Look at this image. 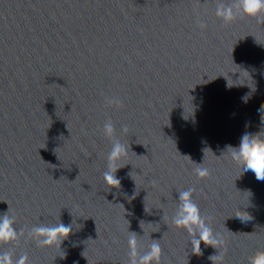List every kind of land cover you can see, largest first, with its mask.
<instances>
[{
	"label": "water",
	"instance_id": "water-1",
	"mask_svg": "<svg viewBox=\"0 0 264 264\" xmlns=\"http://www.w3.org/2000/svg\"><path fill=\"white\" fill-rule=\"evenodd\" d=\"M221 3L233 6L230 22L215 14ZM262 104L264 6L246 15L238 0H0V213L23 233L0 252L130 264L132 232L140 254L159 239L161 264H249L264 251V181L223 146L245 123L264 134ZM108 119L130 145L110 190ZM202 162L205 180L194 173ZM189 187L223 235L201 237L195 254L171 223ZM60 221L73 228L63 259L29 236Z\"/></svg>",
	"mask_w": 264,
	"mask_h": 264
},
{
	"label": "clouds",
	"instance_id": "clouds-1",
	"mask_svg": "<svg viewBox=\"0 0 264 264\" xmlns=\"http://www.w3.org/2000/svg\"><path fill=\"white\" fill-rule=\"evenodd\" d=\"M259 6H264V0H238V7L242 9L243 13L246 15H252ZM215 14L225 23L230 22L235 16L233 6L223 3L218 4ZM201 27H204V25L202 24ZM227 86L231 87L228 85V82ZM245 95V93L241 94V100L245 98ZM106 102L115 105H120L121 103L118 97H108L106 98ZM262 107H264V104L259 106L257 111L260 112ZM122 128L125 132L127 131L126 126H122ZM262 128H264V120H261V129ZM103 134L112 141L111 149L107 154V168L103 172L104 183L108 190L113 188L118 189L121 185V180L116 175V172L125 165L123 161L128 156L130 145L124 144L116 137L115 126L111 119L104 122ZM223 148L230 151L240 161L239 170L243 172H248L250 170L254 173L257 180L264 181V134H261V130L252 133L247 123H245L239 129L237 142H225ZM206 150L211 149L205 148L203 152ZM182 156L189 158L187 155ZM190 161L192 162L191 159ZM194 164L196 165L194 173L198 179L205 180L210 177V170L203 166V162ZM194 191V188L189 187L177 193L178 205L174 215L171 217V223L177 229L184 230L192 237L190 244L195 254L203 247L201 244V237L222 240L223 235L216 231L211 222L201 214L198 204L193 199ZM236 216L240 218V213H237ZM72 231V223L65 224L60 221L53 225L40 224L34 226L30 230L29 236L38 246L61 250L63 252V259L66 257L67 253L62 250L61 245L64 241L69 239ZM22 234L23 233L18 231L15 227L14 220L8 215V211L0 213V246L12 244L17 241ZM151 240L152 242L148 249L144 251L143 254H140L137 251V235L129 232L127 242L130 264H161L162 248L159 239L151 238ZM217 254H219V250H217ZM0 264H30V261L27 254H22L14 259L11 252H0ZM249 264H264V251H258L254 256L250 257Z\"/></svg>",
	"mask_w": 264,
	"mask_h": 264
}]
</instances>
